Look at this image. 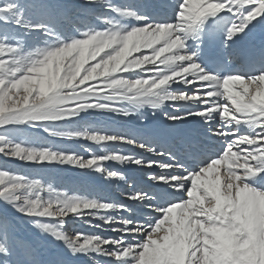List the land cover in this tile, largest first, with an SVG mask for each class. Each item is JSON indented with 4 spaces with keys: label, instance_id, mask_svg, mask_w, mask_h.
Returning <instances> with one entry per match:
<instances>
[{
    "label": "snow or ice",
    "instance_id": "obj_1",
    "mask_svg": "<svg viewBox=\"0 0 264 264\" xmlns=\"http://www.w3.org/2000/svg\"><path fill=\"white\" fill-rule=\"evenodd\" d=\"M257 25L264 0H0V156L93 170L130 204L3 167L0 203L81 264H264V48L231 62ZM0 264H47L6 212Z\"/></svg>",
    "mask_w": 264,
    "mask_h": 264
},
{
    "label": "rangeland",
    "instance_id": "obj_2",
    "mask_svg": "<svg viewBox=\"0 0 264 264\" xmlns=\"http://www.w3.org/2000/svg\"><path fill=\"white\" fill-rule=\"evenodd\" d=\"M157 0H148L145 2L155 3ZM66 2L70 5L82 4L83 0H66ZM164 3V2H162ZM167 3V1H165ZM146 119L152 118L151 109H146ZM119 120V121H118ZM123 123V119L119 118L116 121L109 122L108 127L110 128H119ZM2 131V130H0ZM25 132H31L30 129H24ZM60 145L63 148L71 149L77 152L80 156L84 158H88L91 153L103 154L104 152L113 150V147L118 148L120 151L129 152L130 149L125 146H112L107 145L104 147H100L96 144H93L88 141L79 140V141H67V140H59L56 139L52 141ZM106 166L114 169V170H123L125 175L130 178L131 181L140 183L142 178L146 179V176L143 173H140L141 170H137L135 166H121L116 163L106 162ZM0 167L8 168L13 171L20 172L22 174L31 175L39 178H43L47 183H50L53 187L61 192H67L69 194H94L101 195L105 198L111 200L121 201L126 204H130V201L125 199L119 200L116 194H122L123 191L126 190L127 185L122 181H107L103 179L101 176L98 177V183L95 182L97 177L94 175L96 172L90 169H79L74 165H49L46 168H40L38 165H27L22 164L19 161L5 159L0 156ZM131 173H134L131 174ZM129 174L133 176H129ZM132 178V179H131ZM142 182V181H141ZM79 183L81 186L80 191L72 192L73 185ZM112 183L113 186L108 187ZM126 187H125V186ZM108 189H111L112 192L105 193ZM130 190V189H128ZM0 212H6L9 221L12 223L15 235L18 239L25 240L31 243L39 253V257L47 262V264H56L58 261H64L65 264H81L80 261L75 258L69 257L64 254L62 246L56 245L54 242H51V238L42 236L38 234V232L27 222V220L19 217L16 213L12 212L11 209H7L5 205L0 203ZM101 224L99 220H92L90 224L84 223L81 220H77L73 218L69 222V227L66 229L68 231L73 230H81L86 233L102 235L105 237L115 236L107 226L101 224L100 227H93L92 225ZM51 240V241H50ZM101 261H104L105 258H97Z\"/></svg>",
    "mask_w": 264,
    "mask_h": 264
},
{
    "label": "bare ground",
    "instance_id": "obj_3",
    "mask_svg": "<svg viewBox=\"0 0 264 264\" xmlns=\"http://www.w3.org/2000/svg\"><path fill=\"white\" fill-rule=\"evenodd\" d=\"M84 1V0H83ZM145 1H148V0H145ZM165 1H167V2H169V0H157L155 3H159V4H164L165 3ZM162 2H164V3H162ZM149 3V2H148ZM77 4H79L78 2H77ZM260 27H264V26H261V25H257L255 28H253L250 32H253V31H256V30H258V29H260ZM247 38H249V34H248V36L247 37H245L243 40H241L240 42H238V45L237 46H235V48H240V46L244 43V41L247 39ZM234 48V49H235ZM250 49H252V48H250ZM248 54H251V52L250 53H248ZM235 56H237V53L235 52V50L233 51V54H232V56H231V60H233L234 59V57ZM240 59H241V57H240ZM148 119V118H147ZM119 121V120H118ZM144 172V170H141L140 171V173H143ZM131 174H133L134 175V173H131ZM131 174H129V176H133V175H131ZM96 177H97V180L95 181V182H97L98 183V177H100V175L98 174V173H96V174H94ZM132 179V178H131ZM144 180H146V179H144V178H142L141 180H140V182L141 181H144ZM113 182H115V181H112V183ZM112 183L108 186V187H110V186H113L112 185ZM125 186V185H124ZM81 186H79V183H76V185H73V190H72V192H76V191H80V188ZM126 187V186H125ZM126 189H128V186L126 187ZM108 192H111V193H114V192H112V190L111 189H108L105 193H108ZM124 192V191H123ZM122 192V193H123ZM115 196H117L118 197V199L119 200H121V199H124V197H123V195L122 194H116L115 193ZM51 241V240H50ZM51 242H53V241H51ZM55 243V242H54ZM56 244V243H55ZM56 245H58V244H56Z\"/></svg>",
    "mask_w": 264,
    "mask_h": 264
}]
</instances>
